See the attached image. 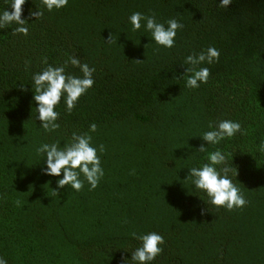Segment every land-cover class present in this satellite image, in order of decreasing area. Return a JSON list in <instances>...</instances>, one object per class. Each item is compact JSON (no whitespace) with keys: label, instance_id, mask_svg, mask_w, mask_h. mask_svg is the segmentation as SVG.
<instances>
[{"label":"trees","instance_id":"1","mask_svg":"<svg viewBox=\"0 0 264 264\" xmlns=\"http://www.w3.org/2000/svg\"><path fill=\"white\" fill-rule=\"evenodd\" d=\"M9 4L0 0V12ZM37 7L42 0L23 5L27 35L0 29V255L8 264H134L131 233L155 231L164 244L152 264H264V0H69L39 19ZM135 11L178 19L176 45L134 32ZM209 47L220 58L201 65L208 82L186 87L184 59ZM70 56L95 68V83L71 113L58 106L60 127L46 133L32 76ZM223 119L243 129L216 146L238 169L240 209L207 203L186 180L185 167L205 162L191 152L206 145L195 135ZM73 132L104 146L95 189H57L60 177L37 163L40 144L63 146Z\"/></svg>","mask_w":264,"mask_h":264},{"label":"clouds","instance_id":"2","mask_svg":"<svg viewBox=\"0 0 264 264\" xmlns=\"http://www.w3.org/2000/svg\"><path fill=\"white\" fill-rule=\"evenodd\" d=\"M27 0H10L12 11L7 9L0 12V29L10 25H17L15 32L27 35L26 20L22 19L23 5ZM232 0H219V6L227 8ZM43 8L31 11L30 15L39 19L44 16V10L52 12L60 10L69 4V0H42ZM134 32L143 31L150 34L156 45L171 49L176 45L178 31L184 25L176 18L164 21L158 19L155 13L146 14L140 11L131 13L128 17ZM111 37L109 39V42ZM220 52L215 47H209L206 51L188 55L183 64L187 66L185 73L187 79L185 86L197 89L201 84L207 83L210 76V68L201 65H211L218 62ZM47 64V61H44ZM68 64L79 68L82 75H74L66 71ZM94 67L87 63H81L76 56H70L61 66L47 65L41 72L32 76L33 100L36 102V119L41 123V128L47 132H54L60 125L57 122L60 113L56 110L63 102L69 113L76 107L81 96L93 87L95 81ZM184 73V74H185ZM183 74V75H184ZM97 125L92 123L89 132L94 133ZM243 134L239 121L223 119L216 123H209L208 130L199 135L205 144L191 152L204 154V160L199 166L185 167L188 169L186 180L191 182L196 192L206 194L210 203L227 210L243 208L248 201L243 192L234 182L238 169L233 163L229 164L228 154L216 147L222 141ZM209 146L215 150L209 151ZM104 146L99 148L93 144V137L89 133L73 132L70 140L63 146L59 143H42L37 147L36 153L41 159L37 163L42 164L41 171L45 175L60 177L57 180V189L65 185L76 191L82 190L85 181L90 185V190L95 189L104 176L101 158ZM61 173L63 174L61 177ZM83 176V179L81 178ZM131 236L140 242V245L131 252V260L134 264H152L158 255L163 252L164 238L155 231L146 233L132 232ZM0 264H8V260L0 255Z\"/></svg>","mask_w":264,"mask_h":264}]
</instances>
